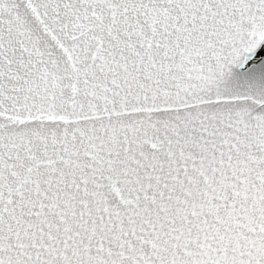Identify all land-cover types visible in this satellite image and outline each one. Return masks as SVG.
<instances>
[{
    "label": "snow or ice",
    "instance_id": "1",
    "mask_svg": "<svg viewBox=\"0 0 264 264\" xmlns=\"http://www.w3.org/2000/svg\"><path fill=\"white\" fill-rule=\"evenodd\" d=\"M0 264H264V0H0Z\"/></svg>",
    "mask_w": 264,
    "mask_h": 264
}]
</instances>
